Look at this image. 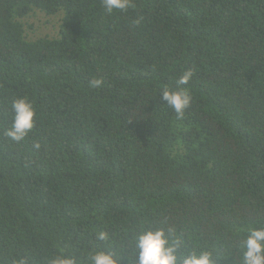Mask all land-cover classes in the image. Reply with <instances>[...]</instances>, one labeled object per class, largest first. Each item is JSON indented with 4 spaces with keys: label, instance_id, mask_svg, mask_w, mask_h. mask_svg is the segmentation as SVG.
<instances>
[{
    "label": "trees",
    "instance_id": "1",
    "mask_svg": "<svg viewBox=\"0 0 264 264\" xmlns=\"http://www.w3.org/2000/svg\"><path fill=\"white\" fill-rule=\"evenodd\" d=\"M134 4L0 0V264L126 257L165 220L181 253L231 244L217 264H236L240 230L264 223V0ZM37 11L60 16L58 35L29 37ZM188 68L178 119L160 89ZM15 96L37 110L22 142L2 135Z\"/></svg>",
    "mask_w": 264,
    "mask_h": 264
},
{
    "label": "clouds",
    "instance_id": "2",
    "mask_svg": "<svg viewBox=\"0 0 264 264\" xmlns=\"http://www.w3.org/2000/svg\"><path fill=\"white\" fill-rule=\"evenodd\" d=\"M105 12L112 15L117 12H127L135 7L134 0H101ZM195 75L194 68H188L179 76L174 85L166 84L160 89V95L167 106L178 119L184 117L185 110L193 101L191 89L186 87ZM102 81L92 80L90 87L97 88ZM11 123L5 127L2 135L12 141L22 142L29 138L36 126L37 110L27 96H15L9 102ZM34 146L39 149L40 143ZM175 228L167 220L159 226L142 227L132 242L133 251L126 257L111 250L93 249L87 253L86 264H217L221 257H231L234 247L229 244L225 253L217 252L213 247H193L181 253L186 248L184 238L175 234ZM243 238L239 244L236 264H264V223L249 225L240 230ZM111 238L108 231L96 233V239L107 242ZM19 264H24L20 261ZM47 264H77L74 255H68L63 249L47 259Z\"/></svg>",
    "mask_w": 264,
    "mask_h": 264
},
{
    "label": "rangeland",
    "instance_id": "3",
    "mask_svg": "<svg viewBox=\"0 0 264 264\" xmlns=\"http://www.w3.org/2000/svg\"><path fill=\"white\" fill-rule=\"evenodd\" d=\"M28 35L32 39L43 36L58 35L60 16H48L41 11L33 13L25 19Z\"/></svg>",
    "mask_w": 264,
    "mask_h": 264
}]
</instances>
